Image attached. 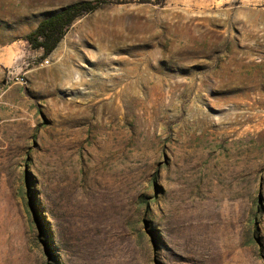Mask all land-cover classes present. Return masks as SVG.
I'll list each match as a JSON object with an SVG mask.
<instances>
[{
  "label": "rangeland",
  "instance_id": "rangeland-1",
  "mask_svg": "<svg viewBox=\"0 0 264 264\" xmlns=\"http://www.w3.org/2000/svg\"><path fill=\"white\" fill-rule=\"evenodd\" d=\"M0 0V264H264V0ZM47 61V62H46Z\"/></svg>",
  "mask_w": 264,
  "mask_h": 264
},
{
  "label": "trees",
  "instance_id": "trees-1",
  "mask_svg": "<svg viewBox=\"0 0 264 264\" xmlns=\"http://www.w3.org/2000/svg\"><path fill=\"white\" fill-rule=\"evenodd\" d=\"M103 2L104 0H84L55 11L40 20L25 38L33 48L42 49L43 54L48 55L77 17L95 11Z\"/></svg>",
  "mask_w": 264,
  "mask_h": 264
},
{
  "label": "built area",
  "instance_id": "built-area-1",
  "mask_svg": "<svg viewBox=\"0 0 264 264\" xmlns=\"http://www.w3.org/2000/svg\"><path fill=\"white\" fill-rule=\"evenodd\" d=\"M47 62V61H46Z\"/></svg>",
  "mask_w": 264,
  "mask_h": 264
}]
</instances>
